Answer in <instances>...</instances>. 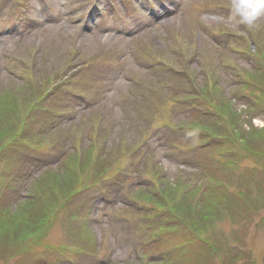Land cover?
<instances>
[{
    "label": "rangeland",
    "instance_id": "1",
    "mask_svg": "<svg viewBox=\"0 0 264 264\" xmlns=\"http://www.w3.org/2000/svg\"><path fill=\"white\" fill-rule=\"evenodd\" d=\"M85 1L0 0V146L8 145L0 162V258L30 264L45 244L18 251L50 215L45 237L69 244L68 264H123L133 247L165 235V214L166 241L181 250L175 263L264 264V157L255 153L264 151V16L252 28L234 27L231 0H163L176 6L165 18L156 10L161 0H131L137 8L125 29L100 32L78 25L83 8L71 13ZM111 1L99 4L108 10ZM169 63L180 76L170 75ZM191 66L193 87L214 108L176 95L174 106L165 105L173 89H185L179 83ZM66 102L69 111L55 120ZM94 180L102 187L91 188ZM45 181L59 186L46 190L56 200L28 204ZM69 182L79 189L63 199ZM203 190L211 196L202 203ZM84 210L78 215L92 219L94 237L75 226ZM216 234L226 245L213 253Z\"/></svg>",
    "mask_w": 264,
    "mask_h": 264
},
{
    "label": "trees",
    "instance_id": "2",
    "mask_svg": "<svg viewBox=\"0 0 264 264\" xmlns=\"http://www.w3.org/2000/svg\"><path fill=\"white\" fill-rule=\"evenodd\" d=\"M207 97H201V100H203V99H206ZM223 103L224 104H222V106L223 107H229V105L228 106H226L225 105V103H226V101H223ZM17 105V104H16ZM223 113H224V111H222ZM224 116V115H223ZM235 127V126H234ZM234 127H232V128H234ZM251 129H255V130H257L258 128H256L255 126H252L251 127ZM232 134H234V136H236L237 137V139H238V141H240V143L239 144H241V145H243V146H245V142H247V146H248V143H250L251 141L249 140V138H246V136L245 135H243V133L242 132H239V131H237V130H233L232 129ZM215 135V133L212 135V136H214ZM219 135V134H218ZM221 136V135H220ZM223 136V135H222ZM222 138V137H221ZM264 139V138H263ZM229 145H232V143H231V140L229 139ZM225 144H226V146L228 145V143L227 142H225ZM7 146L8 145H3V146H0V154L1 153H3L4 151H5V148H7ZM254 150V149H253ZM255 153H256V155H257V157L259 158V157H264V155H259L258 154V151L257 150H255ZM260 153H264V151L263 152H260ZM90 166V165H89ZM95 175H96V173H95ZM58 179H60V178H58ZM62 180V179H61ZM65 181H67L68 182V180H65ZM64 181V182H65ZM63 182V183H64ZM71 182V181H70ZM69 182V184H70V186H68L69 188H67V189H64V190H66V192H64L63 193V196L61 197V198H65V199H67L68 197H70L72 194H74V192L77 190V189H79L77 186L78 185H73L72 183H70ZM94 183H97L96 182V180H94L93 181ZM194 183L196 184V186H200L199 184H198V182L195 180L194 181ZM45 187L43 188V189H41V191L39 192V194L37 195V196H35L34 198H33V202H31V203H28V204H31V205H34V206H40L41 204L38 202V201H40V200H43V202H45V203H48L49 201H54V200H56V197L54 196V195H52V194H49L48 196H45L46 195V193L47 192H49V193H51V192H53V190H54V188H51L50 186H49V184H51V185H55V187H59L58 185H56V184H54V183H52V182H49V181H45ZM86 186H88V184L86 185ZM209 187L210 186H208V192H209ZM46 190H47V192H46ZM158 190H159V194H161L163 191H164V189H163V187H161V189L160 188H158ZM81 191H83V190H80L79 192H81ZM161 191V192H160ZM204 192H206V190H203V192L202 193H200L199 194V196L197 197V201H199V202H204V201H207L206 199L207 198H210V194H205ZM196 193V192H195ZM195 193H192L193 195V197L195 196ZM254 199H256L255 200V204L253 205V209H255V206L258 204V197L257 198H254ZM155 200H157L158 202H160L157 198H155ZM192 199L190 198V201H191ZM193 201V200H192ZM192 203V202H191ZM1 201H0V206H1ZM180 204H182L183 205V207H185V205L183 204V203H180ZM246 204H247V202H245V204H244V210H246L247 211V208H249V207H247L246 206ZM45 206V205H44ZM174 208H175V206H174ZM183 210V208L180 206H178L177 207V214L178 213H180L181 211ZM44 212H45V209H44ZM77 214H76V216L75 217H80V226H81V228L83 229V232L85 231L86 232V235H91V236H93V234H92V232H91V229H90V225H89V223H88V219H86L85 217H81V216H79L78 214H82L83 212H80V213H78V212H76ZM49 215V214H48ZM48 215H47V217H48ZM54 217H52V216H50L49 215V218L48 219H46L44 222H42V224H43V226H41V227H39L38 229H37V231L34 233V234H31V235H29V240H30V243L28 244L29 246H30V250H35V248L36 247H38V246H40L41 245V241H42V243H44L45 244V246H46V249H45V251H47V253H49V254H55L56 253V249L58 248V245L57 244H55V243H51L49 240H47L46 239V237H45V234H47L46 232L50 229V227H52V225H53V222H54V220L52 221V219H53ZM201 219V218H200ZM202 221H205V220H203V219H201ZM213 220V219H212ZM208 221H210V220H208ZM206 222V221H205ZM45 224L49 227V228H45ZM210 226V225H209ZM1 227V226H0ZM48 229V230H47ZM170 229V227H167L166 228V230L165 231H162V232H164L165 233V235L164 234H161V239L160 240H164V238L168 235V230ZM213 230V229H212ZM213 234H215V233H213ZM217 235V236H216ZM211 240H212V242H209V244H211L212 245V247H213V249L214 250H217L218 249V247H221V245H219L220 243H222L223 245H226V239L225 238H223L221 235H219V234H216ZM94 237V236H93ZM159 246H161L162 248H164V245H163V242H160L159 244H158ZM174 245V244H173ZM61 247H64V246H62L61 245ZM20 250H22V251H26V247H24V248H22V249H20ZM170 253V252H169ZM0 259H4V263H2V264H8V262L7 261H9V259H7V258H5V257H2V258H0ZM36 264H43L42 263V261H38Z\"/></svg>",
    "mask_w": 264,
    "mask_h": 264
},
{
    "label": "clouds",
    "instance_id": "3",
    "mask_svg": "<svg viewBox=\"0 0 264 264\" xmlns=\"http://www.w3.org/2000/svg\"><path fill=\"white\" fill-rule=\"evenodd\" d=\"M230 9V15L227 18L230 24L234 27L242 24L252 28L257 20L264 16V0H231Z\"/></svg>",
    "mask_w": 264,
    "mask_h": 264
},
{
    "label": "bare ground",
    "instance_id": "4",
    "mask_svg": "<svg viewBox=\"0 0 264 264\" xmlns=\"http://www.w3.org/2000/svg\"><path fill=\"white\" fill-rule=\"evenodd\" d=\"M171 19H172V18H170V20H171ZM49 182H50V181H49ZM52 183H54V182H52ZM252 254H253L254 256H256V255H257V251H256V250H255V251L253 250V251L251 252V255H252Z\"/></svg>",
    "mask_w": 264,
    "mask_h": 264
}]
</instances>
